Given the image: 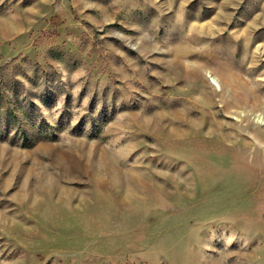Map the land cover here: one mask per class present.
<instances>
[{"label":"rangeland","instance_id":"374dc122","mask_svg":"<svg viewBox=\"0 0 264 264\" xmlns=\"http://www.w3.org/2000/svg\"><path fill=\"white\" fill-rule=\"evenodd\" d=\"M0 264H264V0H0Z\"/></svg>","mask_w":264,"mask_h":264}]
</instances>
